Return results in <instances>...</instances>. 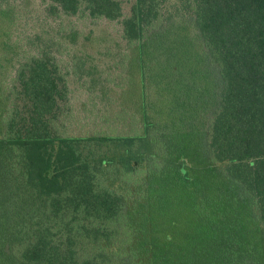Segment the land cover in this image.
Wrapping results in <instances>:
<instances>
[{"label": "trees", "instance_id": "trees-1", "mask_svg": "<svg viewBox=\"0 0 264 264\" xmlns=\"http://www.w3.org/2000/svg\"><path fill=\"white\" fill-rule=\"evenodd\" d=\"M0 264H264V0H0Z\"/></svg>", "mask_w": 264, "mask_h": 264}, {"label": "rangeland", "instance_id": "rangeland-1", "mask_svg": "<svg viewBox=\"0 0 264 264\" xmlns=\"http://www.w3.org/2000/svg\"><path fill=\"white\" fill-rule=\"evenodd\" d=\"M123 1H125L126 3H130L132 0H123ZM128 95L129 96L130 95L132 96V93H130V92L127 91V93L124 96H128Z\"/></svg>", "mask_w": 264, "mask_h": 264}]
</instances>
